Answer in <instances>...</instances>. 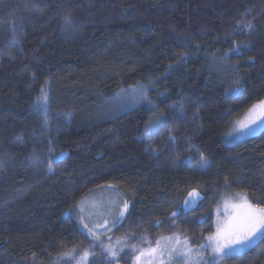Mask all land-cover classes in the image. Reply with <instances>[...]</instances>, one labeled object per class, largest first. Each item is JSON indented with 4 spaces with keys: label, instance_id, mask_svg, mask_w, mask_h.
I'll list each match as a JSON object with an SVG mask.
<instances>
[{
    "label": "trees",
    "instance_id": "1",
    "mask_svg": "<svg viewBox=\"0 0 264 264\" xmlns=\"http://www.w3.org/2000/svg\"><path fill=\"white\" fill-rule=\"evenodd\" d=\"M140 86L145 101L101 113ZM263 100L264 0H0V264H131L79 216L107 186L110 239L130 247L205 243L232 195L264 207V128L225 134ZM222 263L264 264V240Z\"/></svg>",
    "mask_w": 264,
    "mask_h": 264
},
{
    "label": "rangeland",
    "instance_id": "2",
    "mask_svg": "<svg viewBox=\"0 0 264 264\" xmlns=\"http://www.w3.org/2000/svg\"><path fill=\"white\" fill-rule=\"evenodd\" d=\"M142 90L146 89L145 87L140 86L136 89L131 90L128 94L125 93L114 100L103 103L102 105H100V108L103 110V112L101 113L107 115L105 111L116 112L123 110V108H130L137 105L138 103L145 101L144 99L147 98V91L145 98ZM259 104L260 103L256 105ZM250 120H256L257 123H260L261 120H264V115L261 114L260 109L252 112L248 110L237 117L235 120H233L225 134L238 131L239 125L241 123H248ZM260 129H258L257 132ZM228 138L234 141H239L246 137L235 139L233 138V135H231V137L229 136ZM240 197L246 196L242 194H236L232 195L231 197L224 198V200H221L219 206L215 210L214 232L212 234L216 232L218 223L222 226L228 224L232 216L235 214L234 209L231 207V205L238 203ZM187 198L188 195L183 200L181 206L184 205ZM200 199L198 200V202L200 201ZM116 200L117 197L113 194V192H111V187L107 186L106 188L98 190L97 193L94 191L91 192L78 204V211L80 213L79 216L81 217L82 215L83 217L81 219L84 229L91 238L96 239L97 245L100 246L102 252L110 260L117 261V259L126 249H130V251L132 252L129 256L131 264H196L197 260H199L200 264H204V261H207L209 259L211 255L210 251H204L200 248V245L193 247L185 238H182L179 235L173 233L162 235L158 237L154 242L146 243L143 246L135 244L130 247L125 241L111 240L109 236V230L114 225L113 217L116 216L114 215L112 204H115L114 202ZM108 205L110 206L107 207ZM123 211H126L125 205H122V213H124ZM169 237H171V240L168 239ZM157 241L160 242L159 247L157 246ZM206 243L207 240L203 244ZM152 249H156V251L153 252L151 251ZM110 250L116 251L117 255L115 257H112L109 254ZM91 256V253L84 252V254H81L78 257H75L73 255L71 257H68L67 261L70 264H88ZM71 259L72 262L69 261ZM220 264H223L222 261L220 262Z\"/></svg>",
    "mask_w": 264,
    "mask_h": 264
},
{
    "label": "snow or ice",
    "instance_id": "3",
    "mask_svg": "<svg viewBox=\"0 0 264 264\" xmlns=\"http://www.w3.org/2000/svg\"><path fill=\"white\" fill-rule=\"evenodd\" d=\"M245 28L250 30L252 28V23L248 22L244 24L241 30ZM233 51L238 52L239 49L236 48ZM236 83L239 85V81ZM241 90L242 86L231 89L234 94H239ZM142 92L146 98V90H142ZM46 99L45 97V100ZM257 109H260L261 114L264 115V101H261L259 105H254L249 111L252 112ZM260 128H264V120H261L260 123H257L256 120H250L248 123H241L239 125V130L230 133V135H233L235 139L252 137L256 135L257 130ZM170 139L174 138L170 137ZM190 162L191 161H189V163ZM52 163L53 161H50L48 165L50 172L53 171ZM207 166H210L209 162L201 154L200 167L205 168ZM200 198L201 194L198 191H190L184 205L177 211H173L171 217H177L181 215L182 212L186 213L192 210L197 205ZM231 207L234 209L235 214L228 224L222 226L218 223L216 232L206 238V244L200 245L201 249L210 251L211 253L209 259L204 261V264H220V262L226 258H235L242 252L253 248L258 241L264 240V207H258L250 203L246 197H240L239 202L232 204ZM126 208L127 204H125V209ZM121 215H123V213H121ZM159 223L158 221L157 224ZM168 239L171 240V237ZM159 243L160 242L157 241L158 247ZM151 251L155 252L156 249H152ZM109 254L112 257L117 255L114 250H110ZM196 264H200L199 260L196 261Z\"/></svg>",
    "mask_w": 264,
    "mask_h": 264
}]
</instances>
